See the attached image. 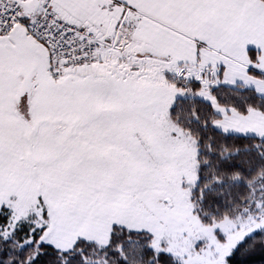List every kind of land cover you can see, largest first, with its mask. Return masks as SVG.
Listing matches in <instances>:
<instances>
[{
  "label": "snow or ice",
  "instance_id": "snow-or-ice-1",
  "mask_svg": "<svg viewBox=\"0 0 264 264\" xmlns=\"http://www.w3.org/2000/svg\"><path fill=\"white\" fill-rule=\"evenodd\" d=\"M0 264H264V0H0Z\"/></svg>",
  "mask_w": 264,
  "mask_h": 264
}]
</instances>
